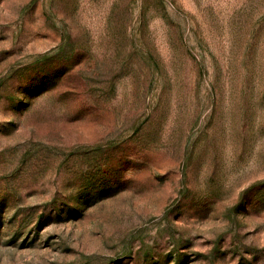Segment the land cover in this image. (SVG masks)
<instances>
[{
    "label": "rangeland",
    "instance_id": "1",
    "mask_svg": "<svg viewBox=\"0 0 264 264\" xmlns=\"http://www.w3.org/2000/svg\"><path fill=\"white\" fill-rule=\"evenodd\" d=\"M0 264H264V0H0Z\"/></svg>",
    "mask_w": 264,
    "mask_h": 264
}]
</instances>
